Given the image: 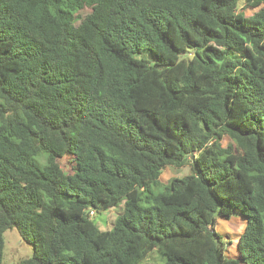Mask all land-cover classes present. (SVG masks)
<instances>
[{
    "label": "trees",
    "instance_id": "1",
    "mask_svg": "<svg viewBox=\"0 0 264 264\" xmlns=\"http://www.w3.org/2000/svg\"><path fill=\"white\" fill-rule=\"evenodd\" d=\"M239 2L0 0V264L10 228L19 264H264V0Z\"/></svg>",
    "mask_w": 264,
    "mask_h": 264
},
{
    "label": "rangeland",
    "instance_id": "2",
    "mask_svg": "<svg viewBox=\"0 0 264 264\" xmlns=\"http://www.w3.org/2000/svg\"><path fill=\"white\" fill-rule=\"evenodd\" d=\"M88 11L89 8L86 7L81 11V14L84 15ZM238 11H243L245 15H250L255 11V8L245 5L244 0H240ZM227 140L228 138L225 137L224 142H227ZM188 171V166H183L180 168L167 166L162 169L160 181L165 183L170 177L184 175L188 173ZM121 208L122 203L108 210L94 212L90 215L93 217L95 223L100 229H109L112 226L114 217L121 210ZM215 229L222 237L227 256H229V251L232 254H235L238 237L244 229V222L242 221L241 217L236 218L234 215L228 219L217 217L215 221ZM32 250V245L24 241L15 228L6 229L3 232L1 264H19L32 255Z\"/></svg>",
    "mask_w": 264,
    "mask_h": 264
},
{
    "label": "crops",
    "instance_id": "3",
    "mask_svg": "<svg viewBox=\"0 0 264 264\" xmlns=\"http://www.w3.org/2000/svg\"><path fill=\"white\" fill-rule=\"evenodd\" d=\"M235 217L236 218H238L239 216H236L235 215ZM243 221V220H242ZM244 222V221H243ZM216 230V229H215ZM236 249V248H235ZM227 252H228V249H227ZM237 254V252H236V250H235V254H232L230 251H229V256H235Z\"/></svg>",
    "mask_w": 264,
    "mask_h": 264
},
{
    "label": "built area",
    "instance_id": "4",
    "mask_svg": "<svg viewBox=\"0 0 264 264\" xmlns=\"http://www.w3.org/2000/svg\"><path fill=\"white\" fill-rule=\"evenodd\" d=\"M89 213H90V214H93V210H90Z\"/></svg>",
    "mask_w": 264,
    "mask_h": 264
}]
</instances>
